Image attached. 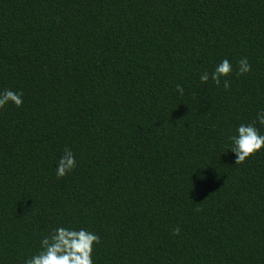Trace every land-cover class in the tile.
<instances>
[{
  "label": "trees",
  "instance_id": "16d2710c",
  "mask_svg": "<svg viewBox=\"0 0 264 264\" xmlns=\"http://www.w3.org/2000/svg\"><path fill=\"white\" fill-rule=\"evenodd\" d=\"M223 59L230 87L200 83ZM5 89L0 264L57 226L99 236L94 264H264V149L227 152L264 108V0H0Z\"/></svg>",
  "mask_w": 264,
  "mask_h": 264
},
{
  "label": "clouds",
  "instance_id": "9594fccd",
  "mask_svg": "<svg viewBox=\"0 0 264 264\" xmlns=\"http://www.w3.org/2000/svg\"><path fill=\"white\" fill-rule=\"evenodd\" d=\"M238 65L241 75L252 71V66L246 57L240 59ZM232 71L231 62L223 59L215 65L213 71L202 72L199 81L207 84L211 80L217 87L223 82V88L227 90L230 87L229 76ZM175 91L180 96L185 94L181 84H176ZM23 102L22 92H14L10 89L0 91V109L10 103L21 107ZM257 125L264 127V108L256 112L252 122L238 123L227 137L229 141L227 152L230 150L235 154L236 164L244 163L264 149V132ZM77 166L76 155L66 147L57 162L55 175L58 179L63 178L73 173ZM180 231V228L176 227L173 229V235H179ZM99 242V236L86 228L57 226L47 235L42 236L39 249L26 258L24 264H94V246Z\"/></svg>",
  "mask_w": 264,
  "mask_h": 264
}]
</instances>
